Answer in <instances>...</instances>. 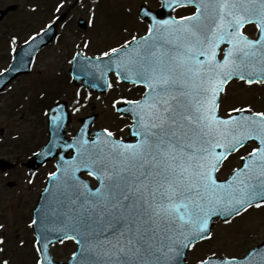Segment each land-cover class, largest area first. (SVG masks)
Segmentation results:
<instances>
[{"label": "snow or ice", "instance_id": "6c2138e0", "mask_svg": "<svg viewBox=\"0 0 264 264\" xmlns=\"http://www.w3.org/2000/svg\"><path fill=\"white\" fill-rule=\"evenodd\" d=\"M165 2L173 9L194 4L197 11L158 20L145 10L152 20L147 36L134 38L123 51L112 49L116 68L147 88L143 101H126L133 106L138 141H117L105 129L90 142L82 133L64 146L76 149V160L66 161L54 176L63 185L68 211L76 214L68 216L72 229L78 232L75 224L85 217L103 225L99 264H174L184 249L213 239L214 217L227 224L264 207V112L233 109L241 114L218 115L220 94L231 79L264 83V0ZM253 23L260 33L256 40L244 33ZM224 44L229 47L221 60ZM62 119L51 117L57 127ZM251 141L258 146L240 157L242 166L218 182L224 162ZM82 170L100 182L96 190L77 177ZM201 264L237 261L215 256Z\"/></svg>", "mask_w": 264, "mask_h": 264}, {"label": "rangeland", "instance_id": "374dc122", "mask_svg": "<svg viewBox=\"0 0 264 264\" xmlns=\"http://www.w3.org/2000/svg\"><path fill=\"white\" fill-rule=\"evenodd\" d=\"M111 1V8H109V2ZM134 5L135 0H107L106 7L109 11L111 10L113 14V17L110 18L111 22L108 25L109 27L107 28H114V30L103 34L101 39L102 43L104 42L103 39L106 38L108 42L112 41L114 45L121 46V44H125L130 39L135 38L138 32L144 30V26L138 19L137 12H134ZM132 8L133 11L131 12ZM29 30L31 32L35 31L33 29H26L23 34H21L24 36V39L30 34ZM21 31L22 30H19L18 34H20ZM6 33L7 30H5V28H0V68L6 67L9 63V39ZM3 43L5 44L2 45ZM69 44V38L66 35L61 44L55 45L54 49L52 48L40 56L36 70L32 75L23 81L20 80L19 83L13 86L2 98H0V128L5 127V141L2 145L5 152V159L13 163L25 160L32 151L38 150L41 148L40 146L45 144L47 140L46 130L44 125H42L43 131H41L42 126L40 122H45L46 112H44L42 106H40L41 99L39 94L34 98L33 102H27L25 100V94L22 96L19 94L21 91L26 90L27 94L31 90L37 94L38 89L36 91L33 85L26 90H22L21 88L27 85L30 80L44 79L38 78L41 75H46L47 78L49 74L57 73V71L64 72V68L66 70L68 65L67 57H70L72 53V47H69ZM53 77L55 76L47 79ZM63 78L64 77L57 78L55 81H63ZM60 88L65 92L60 94L63 96L68 94L69 97H71L74 91L73 88L64 87L63 84ZM53 91L54 90L51 91L50 95L44 96L42 104L50 100L48 98L52 96ZM121 91L124 93L126 92L123 89H121ZM245 93L249 94L250 97ZM253 93L254 92L240 87L239 92H234L232 90V95L228 94L226 98H229V101H232L234 104L236 102L244 104L247 102L245 98L249 97L250 101L248 102L250 105H264L263 102L253 99V97L255 98ZM237 96L238 98H236ZM93 101L98 102V100ZM15 102L17 105L25 107L15 111L13 110ZM95 104L97 105V103ZM34 106L39 108L38 114ZM225 107L226 106H224L223 109H225ZM90 112V110H83L80 113L84 116L90 114ZM92 112H98L100 114L96 127H107L111 132H116L115 130H117L119 135L122 134V128L125 126L126 122L116 119V116L111 113V110H104L97 105V108ZM119 129L121 133H119ZM19 174V171H11L7 174L8 178H5L6 176H0V227L2 225L4 226L3 229L0 228V237H5L7 240V243L5 242L0 245L3 247V253L0 255V264H4L5 260H7L8 264H39L40 252L32 227V214L24 212L22 217L19 218H14L13 215L16 214L19 207L23 211L28 208V204H30V201L33 199V194L36 193L38 189L41 178L37 177L35 185L30 187L28 184L29 181L23 180ZM10 182L15 183L13 189L8 186ZM20 213L21 210H19V214ZM242 219L243 222L236 221L237 226H234V228L231 227L232 223L226 226H217L215 229V237L203 246L196 248V250L190 254L188 264H194L210 256L212 253L223 256H242L247 253L250 248L264 241V211L261 213L251 212L246 214ZM52 255L55 259L62 258L66 256V251L57 248V255L55 250L52 251Z\"/></svg>", "mask_w": 264, "mask_h": 264}, {"label": "flooded vegetation", "instance_id": "af4514ba", "mask_svg": "<svg viewBox=\"0 0 264 264\" xmlns=\"http://www.w3.org/2000/svg\"><path fill=\"white\" fill-rule=\"evenodd\" d=\"M152 9L157 10L158 8L152 6ZM182 9H176L174 12L179 13L183 11ZM0 10L7 13L0 23V27L5 28L7 34L9 30H22L21 33L19 32L22 34L26 29H33L35 30L33 35H38L45 31L49 25L57 24L59 18L58 0H0ZM86 10V8L70 6L62 11L66 20L63 25L67 24L68 36L77 40L74 45L77 47V52L93 57L104 55L106 52L111 53L113 48L120 49V45L116 46L112 41L108 42L106 38L103 39V43L101 42L103 34L113 31V28H107L111 22L110 18L113 17L112 13L104 6L96 7L92 18L86 23L83 13ZM100 33L102 36L97 39ZM89 39L91 40L89 41ZM28 41L29 39L26 42ZM87 41L89 42L86 43ZM52 44L41 51L42 54L50 50ZM4 136L5 130L1 129L0 137ZM2 151L4 152V149ZM0 157L4 158V154L2 153Z\"/></svg>", "mask_w": 264, "mask_h": 264}, {"label": "water", "instance_id": "95a60500", "mask_svg": "<svg viewBox=\"0 0 264 264\" xmlns=\"http://www.w3.org/2000/svg\"><path fill=\"white\" fill-rule=\"evenodd\" d=\"M18 69H19V62L16 61L15 65L13 66V68H12V70H11V72H9V78L11 77L10 74H13V75H14V71H16V70H18ZM18 73H20V70L17 72V74H18ZM84 78H85V77H84ZM9 81H11V78L5 81V85H6ZM54 127H55V126H54ZM55 128H56V127H55ZM56 132H57V133H56ZM56 132H55V135L60 134V132L57 131V128H56ZM54 141H55V139H53V142H54ZM55 150H56V148L54 147V145H53V144H52V145L49 144V145L43 150V152H41L40 154L36 155V156L30 161V164H29V165H31V166H33V167H37V166L41 165V162L44 163L45 160H47L49 157H51V155L54 153ZM76 156H77V155H76ZM65 165H66V164H64V166H65ZM0 167H1L3 170H6V169L11 168V165L5 162V165L2 166V165L0 164ZM65 167H66V166H65ZM61 173H62V170L60 171V174H61ZM55 180H56V179H55ZM54 184H55V183L52 182V181L49 182L47 188L45 189V192H44L43 195L41 196V205H39V208H38V211H37V212H39L40 215H39V218H37V223L35 224V229H36V231H37V235H38V237H39V242H40V244H41L42 256H43L42 259H43V261H44V264H53V263H52L51 256H50V253H49V249H50L52 243H53L54 241H56V240H54V241H52V242L50 241V243L47 242V240H49L50 238L48 237V233H47V230H46V223H47V222H50V218H49V217L46 218V217H45L46 215L42 214V212H40L39 210H41L42 208H44V204H45V202H47V200H50V199L52 198V196H53V192H54V190H55ZM42 203H43V204H42ZM42 223L45 224V233H44V231H43L42 228H41V224H42ZM45 237H46L47 239H45ZM109 238H111V236H109ZM57 240H58V239H57ZM45 243H47V244L49 243L47 249L43 248V244H45ZM101 250H102V249H101ZM188 250H189V249H184V250L182 251V254L176 258L174 264H183L184 261H185L186 253H187ZM92 255H94V256H95V255L98 256V251H96L95 253H92ZM78 256L80 257V253L77 254V256L74 258V260H73L72 262H75V261H79V262H81L80 260L77 259ZM90 264H94V260H93L91 257H90Z\"/></svg>", "mask_w": 264, "mask_h": 264}]
</instances>
